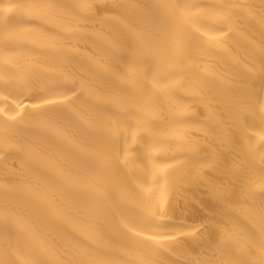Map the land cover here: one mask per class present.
Listing matches in <instances>:
<instances>
[{
	"label": "bare ground",
	"instance_id": "6f19581e",
	"mask_svg": "<svg viewBox=\"0 0 264 264\" xmlns=\"http://www.w3.org/2000/svg\"><path fill=\"white\" fill-rule=\"evenodd\" d=\"M0 109V264L260 258L264 0H0Z\"/></svg>",
	"mask_w": 264,
	"mask_h": 264
},
{
	"label": "snow or ice",
	"instance_id": "6c2138e0",
	"mask_svg": "<svg viewBox=\"0 0 264 264\" xmlns=\"http://www.w3.org/2000/svg\"><path fill=\"white\" fill-rule=\"evenodd\" d=\"M40 7L43 8H48L51 7V5H40ZM175 8H177L178 10L183 8L182 5H175ZM139 39H144L143 34H140ZM179 46V45H178ZM36 107V106H34ZM0 111H2V109H0ZM11 119H15V117H12ZM3 228L8 231L10 229V225L7 222V219H5L4 223H3ZM254 240H257L259 242V248L257 249V251L259 252V259H255V260H251V261H241V262H237V264H264V228H262L259 232H257L254 236H253ZM89 264H93V262H89ZM96 264H99V262H96ZM110 264H132V262L130 261H113L110 262Z\"/></svg>",
	"mask_w": 264,
	"mask_h": 264
}]
</instances>
